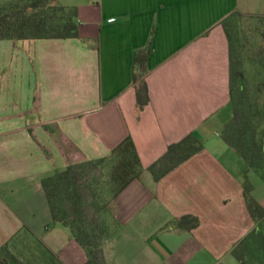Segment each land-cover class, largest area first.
Instances as JSON below:
<instances>
[{"label":"crops","instance_id":"crops-1","mask_svg":"<svg viewBox=\"0 0 264 264\" xmlns=\"http://www.w3.org/2000/svg\"><path fill=\"white\" fill-rule=\"evenodd\" d=\"M262 1L254 13L248 0H59L77 37L0 40V246L34 264H50L44 249L53 264H86L42 181L130 136L143 169L112 200L106 263L244 264L234 250L262 224L244 182L264 208V180L222 137L234 113L223 20L264 16ZM144 50L150 101L138 113ZM189 134L203 149L157 180L150 167Z\"/></svg>","mask_w":264,"mask_h":264},{"label":"trees","instance_id":"trees-1","mask_svg":"<svg viewBox=\"0 0 264 264\" xmlns=\"http://www.w3.org/2000/svg\"><path fill=\"white\" fill-rule=\"evenodd\" d=\"M59 18L56 23L49 21V12L46 0L42 1H8L0 3V40L3 39H28L48 37H77L79 35L76 12L55 3ZM239 12L230 14L223 20L230 39L231 56V100L234 107V115L223 127L222 137L244 159L247 164L246 174L255 171L264 180V130L260 129V121L256 122V115L252 108L255 101L240 105L235 97L233 72H234V48L231 36V25ZM148 50L140 51L134 59L133 81L137 95V112L140 113L149 103V89L146 79V60ZM237 71L235 70V73ZM203 149V144L193 134L187 135L177 143L169 145L165 155L150 169L158 180L161 176L173 170L180 163ZM119 161L113 166L116 169V177L110 180L111 184L119 183L114 196L122 190L132 179L139 176L143 167L141 165L136 146L130 136L117 145L109 157L89 160L83 163H99ZM81 163V162H80ZM78 163L69 164L65 169L57 170L54 174L45 177L42 181L48 202L52 211L54 222H63L70 225L74 234L82 246L86 249L89 259L86 264H107L104 249L97 250L95 237H98V228L91 220L86 223V215L83 216L85 204L83 194L79 189V173L75 169ZM114 164V163H113ZM159 171V172H158ZM109 183V184H110ZM245 195L248 206L254 218L264 222V208L251 194V184L246 178L244 182ZM263 227V225H262ZM111 230V228H110ZM112 235V231L109 233ZM105 236L107 242L110 238ZM108 237V238H107ZM105 246V244L103 245ZM102 246V248H104ZM264 253V229L256 227L242 243L234 250L236 256L244 264H264L260 257ZM45 260L53 264L55 258L52 253L44 249ZM29 258H21L16 255L9 244L0 246V264H34Z\"/></svg>","mask_w":264,"mask_h":264},{"label":"rangeland","instance_id":"rangeland-1","mask_svg":"<svg viewBox=\"0 0 264 264\" xmlns=\"http://www.w3.org/2000/svg\"><path fill=\"white\" fill-rule=\"evenodd\" d=\"M8 1H20L23 4L37 0H0V3H8ZM239 1L244 3V0ZM248 1L254 13L260 11L262 0ZM46 2L49 9L47 14L49 21L56 23L59 13L55 11L57 8L55 3L59 5L60 2L59 0H46ZM79 17L82 16L79 14ZM231 26L235 97L240 105L255 101L256 106L252 108V112L256 115V122L260 121V129L264 130V16L241 14L233 19ZM118 161L119 159H115L111 163L105 161L95 164L79 162L75 165L79 173L78 186L83 194L86 210L83 216L86 215V223L93 220V225L98 228L99 235L94 240L97 250L104 249L102 246L106 244L105 236L111 232V219L114 217L113 191L118 188L120 181L111 184L110 180L116 177V169L113 166ZM261 228L264 229V222ZM259 255L261 259H264L263 252Z\"/></svg>","mask_w":264,"mask_h":264},{"label":"built area","instance_id":"built-area-1","mask_svg":"<svg viewBox=\"0 0 264 264\" xmlns=\"http://www.w3.org/2000/svg\"><path fill=\"white\" fill-rule=\"evenodd\" d=\"M1 129V128H0Z\"/></svg>","mask_w":264,"mask_h":264}]
</instances>
